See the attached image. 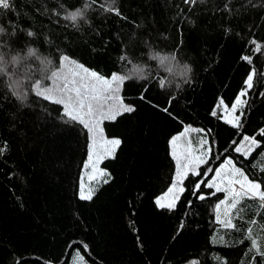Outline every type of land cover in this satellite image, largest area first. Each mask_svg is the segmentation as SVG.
<instances>
[{
	"label": "trees",
	"instance_id": "1",
	"mask_svg": "<svg viewBox=\"0 0 264 264\" xmlns=\"http://www.w3.org/2000/svg\"><path fill=\"white\" fill-rule=\"evenodd\" d=\"M10 3L0 10L4 62L30 48L39 61L56 66L67 56L105 79L144 65L147 79L125 80L119 95L135 111L103 121L104 137L121 143L101 160L106 175L89 184L92 199L81 200L85 129L66 123L62 106L31 87L29 106L21 108L0 74V148L7 145L0 155V264H70L75 256L83 264H264L248 238L252 228L264 250L258 201L242 199L243 211L232 213L236 227L226 229L212 217L223 194L207 186L228 158L264 189V0H114L113 11L105 0ZM78 9L82 19H65ZM152 50L191 64L190 81L166 88L169 74L161 77ZM24 57L15 65L38 76L42 65ZM253 69L254 86L237 111L241 126L234 127L222 120L219 104L231 107ZM18 75L10 73L9 85ZM185 128L207 162L200 175L184 179L174 208H158L154 200L173 177L169 141ZM246 136L259 143L247 157L235 151Z\"/></svg>",
	"mask_w": 264,
	"mask_h": 264
},
{
	"label": "snow or ice",
	"instance_id": "2",
	"mask_svg": "<svg viewBox=\"0 0 264 264\" xmlns=\"http://www.w3.org/2000/svg\"><path fill=\"white\" fill-rule=\"evenodd\" d=\"M94 2V0H93ZM108 4L107 11H113L111 4L114 0H105ZM188 2V0H185ZM193 3L196 0H192ZM90 5L86 4V7ZM11 8L10 0H0V9L9 10ZM119 15V12H116ZM81 10L70 12L65 19L76 21L78 16H82ZM4 30L0 28V32ZM31 35V33H30ZM250 43L255 45V51L260 52L261 44L252 40ZM29 55L38 54L30 49ZM242 59L247 63H252L250 56H243ZM44 64L50 63V61L42 60ZM67 62L68 67L61 71H52V85L43 86L40 82H36L35 89L36 95L42 97L46 101H50L56 105H62L63 111L62 117H66V123H76L82 125L87 129L90 139L91 154L89 160L93 172H98L99 176L106 175L102 170H97L96 165L105 156H111L115 149L120 145L119 139H105L103 135V129L101 127L105 120H115L117 117L124 113H132L135 111V107L127 105L123 102V98L119 95L126 79L132 77H125L123 75L113 74L111 79H105L98 75L95 71H90L82 64L70 61L67 56L61 58L62 66ZM163 63V60L161 61ZM139 78H143L142 70L136 69L134 73ZM255 70L249 72L245 80V89L237 96L236 101L232 105L231 110L228 112L232 119L229 123H232L234 127H240V117L233 115L237 109L241 108L244 104L242 97L247 95V90L254 86ZM15 83V82H14ZM161 87L164 86V81L160 82ZM146 91V89H145ZM141 99H145L142 94ZM223 104V101H221ZM167 111V109H165ZM227 111V110H226ZM215 115V113H213ZM261 135H264V129L261 130ZM180 137H173L170 141L173 158L177 163V172L173 180L172 186L168 189V194L171 198L166 203L161 202V198H158L156 203L161 208H174L176 201L179 199L180 193L184 191L182 185L184 179L191 173L193 176L200 175L197 169L201 164H205L207 152L201 151L199 155H196V150L192 149L189 145L183 152H177V141ZM244 141L247 142V151L243 154L247 157L251 154L254 147H259L258 141L253 137H244ZM7 149V145L0 148V155ZM237 152H241V146H237L235 149ZM264 171V169H261ZM206 175V173H205ZM95 179V177H90ZM107 183V180L103 181ZM209 188H215L217 192L227 193L226 199L221 200L216 205L217 210V222L226 229H232L236 226L233 224V210H236V215H239L243 209L238 208L241 200L247 198L249 200L258 201V208L264 210V189H262L261 182L251 180L245 173L237 168L231 160H226L219 168L215 169V176L207 183ZM238 186V187H237ZM201 187L200 183L195 185L196 189ZM95 194V189L89 186L87 194L83 190L80 192L81 200H91ZM200 199H204L200 196ZM221 206H224L223 213L221 214ZM256 220H252L251 224L255 225ZM249 236L251 239L252 249L256 250V253L264 256V250H262L261 244L257 243L256 239L252 238L253 229L249 228ZM82 264V262H81Z\"/></svg>",
	"mask_w": 264,
	"mask_h": 264
},
{
	"label": "rangeland",
	"instance_id": "3",
	"mask_svg": "<svg viewBox=\"0 0 264 264\" xmlns=\"http://www.w3.org/2000/svg\"><path fill=\"white\" fill-rule=\"evenodd\" d=\"M24 58H25L26 60H30V59H31V61L36 62V60H35L34 58H30V57H27V56H25ZM1 61H2V62H0V63L3 64V65L5 66V68H6V72L10 71V73H13V71H18V72L20 73V76L18 75V78H16L15 81H19V82H21L22 85H25L27 91H29L28 87H31V90H33L35 93H36V89H35V84H36V82H40L43 86H46V87H47V86H51V85H52L51 72H52V71H61L62 69H66V68L68 67L67 62H65V63L63 64V66H62L61 60L59 61L58 65H56V66H54V65L51 64V63L44 64V63H42V62L40 61L39 64L42 65V68H41V70H40L41 73H39L38 76H35V75H33L32 73L29 74V72H28L29 70H27V69L23 70V69H21V68H18L16 65H12L10 58H8L5 62H4V60H1ZM156 66H157V69L160 70V75H161V77H163L164 74H169V73L166 72L163 68H160L158 65H156ZM135 72H136V68H133V71H131L128 75H123V76H125V77H126V76H136V75H134ZM108 79H111V77L108 78ZM15 81H11V83H12V82H15ZM245 87H246V85H245ZM243 90H244V89H243ZM241 91H242V90H241ZM241 91L239 92V94L241 93ZM239 94H238V95H239ZM236 98H237V97H236ZM235 101H236V99L234 100V102H235ZM234 102H233V104H234ZM233 104H232V105H233ZM232 105H231V107L226 108V107L223 106L222 104H219V109H218V111L220 112V115H221V117H222V120H223L225 123L229 124V125H232V123H229V120L232 119V116H229V115H228V112L231 110ZM61 106H62V105H61ZM62 108H63V107H62ZM239 109H240V108H239ZM239 109H237V111H238ZM226 110H227V111H226ZM237 111H236L233 115L237 116ZM81 126H82V125H81ZM82 127H83V126H82ZM83 128H84V127H83ZM84 129H85V128H84ZM85 132H86V134H87L88 142H89V145H90L89 133H88L87 129H85ZM190 132H191V130H190L189 128H185L180 134L174 136V137H180V139L177 141V149H176V150H177L178 153H179V152H183V151H184L189 145L191 146V144H190V142H189V134H190ZM104 138H105V137H104ZM105 139H106V138H105ZM108 140H111V139H108ZM171 140H172V138L170 139V141H171ZM170 141H169V153H170V156H171L172 161H173V164H174V168H173V177H172V182H171V185H170V187H171L172 184H173V180H174V178H175V176H176V172H177V163H176V160L173 158V155L171 154V153H172V149H171V146H170ZM237 146H241L242 151H241V152H237L236 150H235V151H236L237 153L241 154L242 156H245V155L243 154V152L247 151L248 145H247V142L244 141V137L241 139V141L239 142V144H238ZM237 146H236V147H237ZM191 148H192V146H191ZM192 149H193V148H192ZM235 149H236V148H235ZM198 151H199V150H196V155H199V154H200ZM90 154H91V149H90V146H89V148H88L87 159H86V161H85V163H84V165H83L82 174H81V178H80L79 185H78V189H79V190H78V197H79V198H80V192H81V190H82V185H83V190H84L85 193L87 194V191H88V189H89V184H90L91 182H93V181H96V180L100 179V177H101V176L98 175V172H93V169H92V166H91V161L89 160V156H90ZM105 157H110V156H105ZM105 157H104V158H105ZM101 160H102V159H101ZM101 160H100L99 163L96 165L97 170H101V169L99 168V164H100ZM226 160H229V159H228V158L225 159L224 162H225ZM224 162H223L222 164H224ZM222 164H221V165H222ZM221 165H219V167H220ZM219 167H218V168H219ZM214 176H215V171H214L212 177H214ZM90 177H95V179H90ZM212 177H211V179H210L209 181L212 180ZM209 181H208V182H209ZM170 187H169V188H170ZM237 187H238V186H237ZM169 188H168V189H169ZM211 190H212L213 192H217L215 188H211ZM221 193L223 194V198H222V200H225V199H226V196H227V193H225V192H223V191H221ZM166 194H168V190H167L164 194H162V195L158 196L157 198H155L154 203H155L156 207L161 208V207H159V206L157 205V203H156V201H157L158 198H161V202H162V203H166L167 200L171 198L170 195H167V196H166ZM219 202H220V201H219ZM219 202H218V203H219ZM218 203H217V204H218ZM217 204H216V205H217ZM216 205H214V207H213V209H212V217H213V220L215 221V223H216L218 226L223 227L221 224H219V223L217 222V210H216ZM223 208H224V206H221V210H220V211H221V214L223 213ZM81 262H82V260L80 259V257L75 256L70 264H81ZM82 264H83V263H82ZM186 264H195V262H194V261H189V262H187Z\"/></svg>",
	"mask_w": 264,
	"mask_h": 264
},
{
	"label": "clouds",
	"instance_id": "4",
	"mask_svg": "<svg viewBox=\"0 0 264 264\" xmlns=\"http://www.w3.org/2000/svg\"><path fill=\"white\" fill-rule=\"evenodd\" d=\"M79 19H82L83 16H78ZM76 21L72 22H77ZM29 49H26L23 54L14 53L11 57L12 65H15L21 55L34 58L39 67V58L36 55H29ZM149 59L154 61L160 68H163L166 72L169 73L168 82L165 84L166 88H180L183 83L189 82L193 73V66L187 62H180L173 53L159 52L152 50L149 53ZM0 60H3V56H0ZM163 60V63L161 62ZM139 69L142 70V79H147V74L145 71L144 65H140ZM129 71H132L130 68ZM0 74H3L5 81V87L8 88L9 92L13 95V98L16 100L17 104L23 108L29 106V92L26 90V86L22 85L21 82L15 81L10 85L8 83L10 78V73L6 72V68L3 64H0ZM139 78V77H137Z\"/></svg>",
	"mask_w": 264,
	"mask_h": 264
},
{
	"label": "built area",
	"instance_id": "5",
	"mask_svg": "<svg viewBox=\"0 0 264 264\" xmlns=\"http://www.w3.org/2000/svg\"><path fill=\"white\" fill-rule=\"evenodd\" d=\"M0 10H3V9H0Z\"/></svg>",
	"mask_w": 264,
	"mask_h": 264
}]
</instances>
